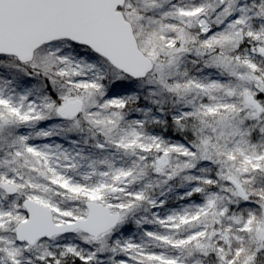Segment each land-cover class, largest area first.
<instances>
[{"label":"snow or ice","instance_id":"6c2138e0","mask_svg":"<svg viewBox=\"0 0 264 264\" xmlns=\"http://www.w3.org/2000/svg\"><path fill=\"white\" fill-rule=\"evenodd\" d=\"M0 264H264V0H0Z\"/></svg>","mask_w":264,"mask_h":264}]
</instances>
